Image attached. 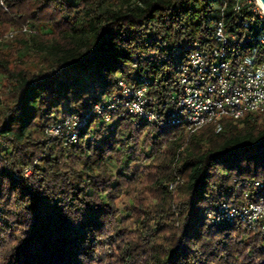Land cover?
I'll return each instance as SVG.
<instances>
[{
  "label": "trees",
  "instance_id": "16d2710c",
  "mask_svg": "<svg viewBox=\"0 0 264 264\" xmlns=\"http://www.w3.org/2000/svg\"><path fill=\"white\" fill-rule=\"evenodd\" d=\"M1 1L0 37L37 32L0 43V264H264L260 233L209 218L264 179V116L191 132L93 111L125 80L166 116L216 21L257 36L259 17L219 0ZM230 53L264 62L257 40ZM87 113L76 142L49 134Z\"/></svg>",
  "mask_w": 264,
  "mask_h": 264
},
{
  "label": "built area",
  "instance_id": "2783aa9c",
  "mask_svg": "<svg viewBox=\"0 0 264 264\" xmlns=\"http://www.w3.org/2000/svg\"><path fill=\"white\" fill-rule=\"evenodd\" d=\"M224 11L230 2L234 10L256 14L258 27L263 30L257 36L253 34L240 37L237 32L229 30L223 18L216 21L212 45L203 46L196 43L190 51L186 65L181 67L179 80L180 93L173 101V106L166 111V116L149 107L151 98L147 87L133 86L125 80L119 82V90L103 102L94 106V113L105 122H111L114 116L131 115L152 123L165 125H182L188 131L212 124L219 132L224 118L241 119L247 114L256 113L264 116V62H257L252 55L238 58L231 56L233 44L247 41L264 44V5L260 0H219ZM0 6L8 10L3 1ZM245 30L250 27L244 21ZM20 31L35 33L37 28L24 26ZM12 29L4 39H12L18 31ZM164 106V105H163ZM89 114L71 115L62 122L52 123L48 132L54 137L64 136L68 142H76L82 127L88 122ZM31 173L26 170V175ZM245 193L244 203L223 202L217 210L209 213L213 223L240 222L248 230L260 233L264 237V181L247 180L242 182ZM254 191V195L250 192Z\"/></svg>",
  "mask_w": 264,
  "mask_h": 264
},
{
  "label": "rangeland",
  "instance_id": "374dc122",
  "mask_svg": "<svg viewBox=\"0 0 264 264\" xmlns=\"http://www.w3.org/2000/svg\"><path fill=\"white\" fill-rule=\"evenodd\" d=\"M241 56H243V55H241ZM234 58H236V54H235ZM61 137H64V136H61ZM64 138L66 139V137H64ZM129 161H130V159L125 160L124 163H123V165H125ZM261 180L264 181V179H261Z\"/></svg>",
  "mask_w": 264,
  "mask_h": 264
},
{
  "label": "water",
  "instance_id": "95a60500",
  "mask_svg": "<svg viewBox=\"0 0 264 264\" xmlns=\"http://www.w3.org/2000/svg\"><path fill=\"white\" fill-rule=\"evenodd\" d=\"M262 2V4L264 5V0H260Z\"/></svg>",
  "mask_w": 264,
  "mask_h": 264
}]
</instances>
